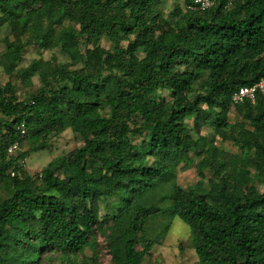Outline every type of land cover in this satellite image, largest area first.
I'll use <instances>...</instances> for the list:
<instances>
[{
  "label": "trees",
  "instance_id": "trees-1",
  "mask_svg": "<svg viewBox=\"0 0 264 264\" xmlns=\"http://www.w3.org/2000/svg\"><path fill=\"white\" fill-rule=\"evenodd\" d=\"M226 2L0 0V264H106L97 235L107 264H142L175 218L196 264H264V95L231 102L264 76V0ZM26 47L66 59L22 66ZM66 130L83 145L24 168ZM180 167L207 186L181 187Z\"/></svg>",
  "mask_w": 264,
  "mask_h": 264
},
{
  "label": "rangeland",
  "instance_id": "rangeland-1",
  "mask_svg": "<svg viewBox=\"0 0 264 264\" xmlns=\"http://www.w3.org/2000/svg\"><path fill=\"white\" fill-rule=\"evenodd\" d=\"M182 4V0H161L160 7L165 10L166 14L170 12L174 6ZM4 34L0 35V55L5 51V45L3 42ZM102 45L105 48L110 47V43L103 39ZM57 55L62 60H65L59 51H37L31 47H26L23 53V59L21 65H27L33 58L43 57L45 59L51 57V55ZM7 77L3 74L0 69V83H5ZM19 98H23L24 95L33 91L38 85L36 78H33V85L29 87L22 86L19 81L15 83ZM230 118H234V113H230ZM207 129L201 130L204 134ZM216 144L227 150L237 152V148L234 147L230 141H222L220 137H216ZM83 145L82 136L73 134L69 130H66L59 136L52 138L49 150H42L38 152L30 153L23 161L24 168L31 174H37L48 162L55 159L56 157L68 152L69 150ZM25 150V144L19 146L14 154ZM209 173L206 172L204 177H200L197 174V169L191 167L189 169H182L181 167L177 171V183L181 187L193 186L197 181H201L204 186H207V178ZM97 240V252L99 259L104 263L110 262V256L105 247L104 238L100 235L96 236ZM92 253L91 249L85 250V255L90 256ZM81 258V257H79ZM197 256L192 246L190 239L189 227L183 223L180 219L175 218L172 220L170 227L166 235L161 241L153 247L151 252L145 257L142 264H196ZM41 264H68L67 261H63L57 254H44L42 257Z\"/></svg>",
  "mask_w": 264,
  "mask_h": 264
},
{
  "label": "built area",
  "instance_id": "built-area-1",
  "mask_svg": "<svg viewBox=\"0 0 264 264\" xmlns=\"http://www.w3.org/2000/svg\"><path fill=\"white\" fill-rule=\"evenodd\" d=\"M217 0H193L192 4L185 6L186 9L192 10H204L210 8ZM237 0H227V6L231 5ZM257 93L264 95V76L256 83L249 86H241L235 90L231 95V102L233 105L240 104L244 100L248 99L254 101ZM21 134L26 132L25 125L22 123L18 127ZM18 149V143H13L9 148L8 152L12 153Z\"/></svg>",
  "mask_w": 264,
  "mask_h": 264
}]
</instances>
